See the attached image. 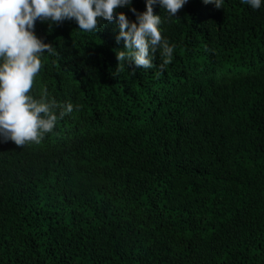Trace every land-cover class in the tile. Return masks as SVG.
<instances>
[{
  "label": "trees",
  "instance_id": "1",
  "mask_svg": "<svg viewBox=\"0 0 264 264\" xmlns=\"http://www.w3.org/2000/svg\"><path fill=\"white\" fill-rule=\"evenodd\" d=\"M153 13L162 74L158 50L118 65L116 18L35 22L58 55L32 94L73 111L40 144L0 142V264H264V0Z\"/></svg>",
  "mask_w": 264,
  "mask_h": 264
},
{
  "label": "clouds",
  "instance_id": "2",
  "mask_svg": "<svg viewBox=\"0 0 264 264\" xmlns=\"http://www.w3.org/2000/svg\"><path fill=\"white\" fill-rule=\"evenodd\" d=\"M187 0H145L144 12L131 8L132 0H0V142H13L17 147L40 144L58 120L73 111L50 98L46 89L39 98L33 96L36 77L44 66L43 57L58 55L50 43L34 34L37 20L61 23L75 20L82 32H97L101 20L118 21L117 42L124 50L116 52L118 65L136 68L154 67L152 53L159 51L161 74L173 60L174 47L163 37L161 17L153 13L159 4L170 17H176ZM221 9L223 0H202ZM253 9L261 0H242ZM118 7H129L135 21H129ZM51 26V25H50Z\"/></svg>",
  "mask_w": 264,
  "mask_h": 264
}]
</instances>
